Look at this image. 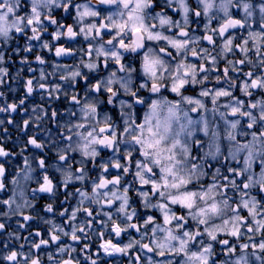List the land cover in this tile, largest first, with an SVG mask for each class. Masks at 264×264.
I'll return each mask as SVG.
<instances>
[{"label":"snow or ice","instance_id":"1","mask_svg":"<svg viewBox=\"0 0 264 264\" xmlns=\"http://www.w3.org/2000/svg\"><path fill=\"white\" fill-rule=\"evenodd\" d=\"M0 264H264V0H0Z\"/></svg>","mask_w":264,"mask_h":264},{"label":"flooded vegetation","instance_id":"2","mask_svg":"<svg viewBox=\"0 0 264 264\" xmlns=\"http://www.w3.org/2000/svg\"><path fill=\"white\" fill-rule=\"evenodd\" d=\"M17 118H18V117H17ZM10 132H11V134H12V133H16V130L13 129V128H10ZM12 136H13V135H12ZM43 203H44V201L41 200V201H40V206H41V207L43 206Z\"/></svg>","mask_w":264,"mask_h":264},{"label":"rangeland","instance_id":"3","mask_svg":"<svg viewBox=\"0 0 264 264\" xmlns=\"http://www.w3.org/2000/svg\"><path fill=\"white\" fill-rule=\"evenodd\" d=\"M17 119H19V117ZM12 135H13V138H15V136L17 135V133H12ZM9 147H11V142H9Z\"/></svg>","mask_w":264,"mask_h":264}]
</instances>
